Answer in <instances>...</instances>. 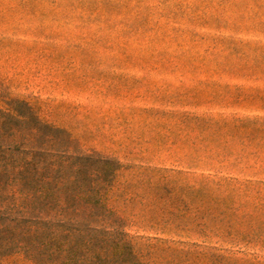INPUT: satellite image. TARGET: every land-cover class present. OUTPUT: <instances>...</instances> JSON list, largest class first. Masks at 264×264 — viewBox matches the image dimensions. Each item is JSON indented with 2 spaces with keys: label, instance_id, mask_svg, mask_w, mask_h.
I'll list each match as a JSON object with an SVG mask.
<instances>
[{
  "label": "rangeland",
  "instance_id": "obj_1",
  "mask_svg": "<svg viewBox=\"0 0 264 264\" xmlns=\"http://www.w3.org/2000/svg\"><path fill=\"white\" fill-rule=\"evenodd\" d=\"M0 87L118 160L136 241L264 264V0H0ZM153 185L195 202L159 214Z\"/></svg>",
  "mask_w": 264,
  "mask_h": 264
},
{
  "label": "trees",
  "instance_id": "obj_2",
  "mask_svg": "<svg viewBox=\"0 0 264 264\" xmlns=\"http://www.w3.org/2000/svg\"><path fill=\"white\" fill-rule=\"evenodd\" d=\"M0 93V264L10 257L24 264H197L198 250L160 247L127 233L125 220L108 204L120 168L115 157L83 149L28 101L1 87ZM164 189H148L154 198L146 204L159 214L175 205L186 212L195 202L178 198L173 189L163 195ZM196 210L201 215L195 219L204 220L196 233L221 236L210 227L212 211ZM173 215L177 224L185 221Z\"/></svg>",
  "mask_w": 264,
  "mask_h": 264
}]
</instances>
